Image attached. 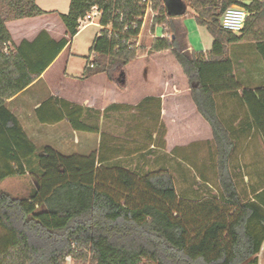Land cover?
Returning <instances> with one entry per match:
<instances>
[{
  "label": "trees",
  "instance_id": "16d2710c",
  "mask_svg": "<svg viewBox=\"0 0 264 264\" xmlns=\"http://www.w3.org/2000/svg\"><path fill=\"white\" fill-rule=\"evenodd\" d=\"M233 4L248 13L240 33L220 25L222 13ZM92 6L101 11V28L82 78L104 73L114 81V72L137 56L141 0H69L68 11L58 14L67 36L53 39L42 30L17 45L6 22L45 11L36 0H0V179L25 174L26 165L33 174L38 171L37 187L27 197L0 190V264H66V257L80 264H257L264 242V187L254 200H241L228 165L233 141L217 113L215 95L239 91L264 143V86L242 87L227 55L228 44L252 42L264 63V0H189L195 23L212 37L205 52L188 48L184 25L176 19L188 14L180 0H152L151 30L164 24L170 36L152 37L149 51L171 52L212 133L217 195L193 205L178 198L167 168L139 174L122 164L117 157L134 153L129 148L119 146L109 156L101 144L96 156L38 146L6 107L7 99L35 81L67 48ZM154 99L147 96L133 106L113 103L104 111L133 110L152 118L146 104ZM50 101L60 107L56 120L65 118L76 130L96 129L73 116L81 107L57 97ZM164 132L161 123L159 139ZM187 206L191 216L185 214Z\"/></svg>",
  "mask_w": 264,
  "mask_h": 264
},
{
  "label": "crops",
  "instance_id": "0c3cea01",
  "mask_svg": "<svg viewBox=\"0 0 264 264\" xmlns=\"http://www.w3.org/2000/svg\"><path fill=\"white\" fill-rule=\"evenodd\" d=\"M36 3L45 13L6 22L13 44L17 45L24 39L32 41L42 30L46 31L53 39L67 36L65 27L58 14L68 11L69 0H67L63 12L56 8H43L39 5L38 0H36ZM182 17L176 19L182 23L183 21H194L192 16L189 17L190 19H183ZM96 20L94 18V21ZM89 25L97 27L99 32V25L88 24L86 26ZM84 28L78 27L77 33L69 38L70 43L67 48L59 52L35 81L6 100V107L18 119L27 137L34 144L37 141L45 140L48 142L45 144L63 154L86 155L77 151L63 152L50 142H74L76 144L82 134H90L94 136V147L91 153L97 156L100 145L104 144L103 150H109V156L116 155L120 146L117 141V135L114 132L115 130L111 127L105 128L106 126L104 125L107 123L111 126L117 113L123 111V109L106 111L104 109L113 103L133 106L149 96L155 98L146 104L153 111L152 118L144 114L141 116L145 120L147 132L153 138L157 134L159 125L161 123L164 125L165 132L160 138V140H164V144L159 146L162 154L173 156L170 151L175 147H181L182 142H201L207 146L214 163V143L211 129L197 112L190 97L189 87L185 88V91L181 90L185 75L169 50L140 53L143 54L142 57L144 56L143 58L146 59V62H149L151 58L152 63H156L155 67L158 71L154 74H149L151 77H149L150 86L147 91L139 94H132L131 89H127V65L133 60L124 67L126 69L125 78L127 83L126 85L124 84L123 89H119L115 83L104 77L102 79L104 81L102 88L85 89V83L93 80L98 75L101 76V73L82 78L83 67L78 74H72L69 71L70 61L74 57L71 51H69L62 70L58 75V79L65 81H63L64 83L62 82L63 86L52 85L53 76L49 74L51 68L72 44L74 37ZM149 33L151 37L156 36L155 27ZM211 44L212 37L209 33L208 35L200 34L197 39L187 42L190 50L203 52L207 51ZM227 49V55L233 63V70L240 85L250 89L264 86V63L256 51L254 43L235 42L228 44ZM140 54L138 52L137 57ZM79 84L84 86V89H80ZM121 84L123 83L121 82ZM51 97L68 101L70 107L74 105L81 107V109L76 108V113L73 116L78 120H82L85 124L94 126L96 129L94 131L76 130L72 128L65 118L56 120L55 116L59 114L60 107L53 101L47 102ZM215 102L219 118L233 141V147L228 159L230 173L241 200L243 202L252 201L254 200V195L264 187V143L262 136L253 126L248 108L240 97L239 91L237 93L216 94ZM151 120L155 122L153 126L157 124L156 129H149ZM172 142L174 143L172 144ZM165 143L166 146L164 148ZM139 152H134L131 155H122L117 158H129L137 154L138 157L134 158H142L143 156ZM214 186L216 190V183ZM263 252L264 242L257 256H261ZM259 261H261V258H259Z\"/></svg>",
  "mask_w": 264,
  "mask_h": 264
},
{
  "label": "rangeland",
  "instance_id": "374dc122",
  "mask_svg": "<svg viewBox=\"0 0 264 264\" xmlns=\"http://www.w3.org/2000/svg\"><path fill=\"white\" fill-rule=\"evenodd\" d=\"M240 1L245 2L246 0ZM180 2L187 8L188 11V14L182 18L186 19L192 16L193 11L188 8L189 0H180ZM38 3L43 8H56L57 10L63 12V10H65L67 0H38ZM152 16L153 14L148 12L145 23L142 24V28L140 29L141 34L137 40V53L139 52V54L145 52L150 53L149 48L147 49V47L150 46L152 40L149 33L152 32L150 26ZM183 25L187 34V42H189V40L197 39L200 34L208 35L206 28L204 26L197 25L194 21H183ZM97 34V27L89 25L74 37L72 44L49 72V74L53 76V86H63L62 82L64 80L58 79V75L62 70L64 61L69 51L74 54V57L69 64V71L72 74H78L82 70L87 62V59L92 58V54H89V48L92 45L94 36ZM142 55L143 54H140L138 57L136 56L137 59L135 58L127 65L128 83L125 78V66L121 68V71L114 72V81L112 82L115 83L119 89H123V86L127 83V89H131L132 94H139L147 91L151 83L149 82L151 78L149 74H154L158 70H156L155 67L156 63H152L153 61L151 58L149 62H146V59H144V56L142 57ZM100 75L101 76L98 75L93 80L86 82L84 85L86 87L85 89L102 88V83L104 82L102 79L103 77L107 79V77L102 73ZM121 82L123 84H121ZM84 86L79 84L80 89H84ZM187 87H189V84L185 76L181 90L185 91V88ZM154 123L155 122L151 120L149 129L157 128V124L153 126ZM104 126H106L105 128L111 127L115 130L114 132L117 135L118 144L124 149L129 148L133 152L139 151L138 149H142L141 152H139L141 153V156H143L142 158H134L138 157V154L130 156L129 158L123 157L120 159L122 164H126L130 169L136 170L139 174L149 170L167 168L173 177L179 199L193 205L203 199H210L211 197L217 195L214 186L216 183L214 176V163L205 144L201 142H182L181 147H175L170 151L173 156L162 154V150L159 149L161 140L158 135L156 134L154 138L149 135V132H147L148 130H146L145 120L142 119L139 112L133 110L119 111L114 123H112L111 126L105 123ZM93 137L94 136L90 134H82L76 144L74 142L65 143L60 141L50 143L63 152L77 151L88 155L94 147ZM45 143L48 142L45 140L35 142L38 146ZM173 143L174 142H172V144ZM165 146L166 143L164 148ZM2 165V161H0L1 169ZM31 165L34 166V169L36 170L37 164L35 161H31ZM25 169V174L10 175L0 179V190L7 191L14 197H27L33 189L37 187L38 171L36 174H33L27 165L25 166ZM185 210V214L187 216H191L192 213L189 211V206H187ZM259 258H261V261H259ZM65 262L66 264H80V262H75L70 257H66ZM138 264L152 263L143 260ZM257 264H264V252L261 256H258Z\"/></svg>",
  "mask_w": 264,
  "mask_h": 264
},
{
  "label": "built area",
  "instance_id": "2783aa9c",
  "mask_svg": "<svg viewBox=\"0 0 264 264\" xmlns=\"http://www.w3.org/2000/svg\"><path fill=\"white\" fill-rule=\"evenodd\" d=\"M142 5L144 6V15L142 17V24L145 23L148 12L154 14L152 11V0H141ZM246 9L241 5H231L224 10L220 17V25L222 28L231 31L233 33H240L243 29L245 18L247 16ZM101 11L97 6H92L86 14L79 20V28H84L88 24L99 25ZM94 18L97 20L94 21ZM142 24L140 29L142 28ZM101 28V26H100ZM160 29V30H159ZM166 26L164 24L155 25L156 36H170L166 31ZM141 31V30H140ZM140 35V32L137 36V39ZM91 65V64H89Z\"/></svg>",
  "mask_w": 264,
  "mask_h": 264
}]
</instances>
